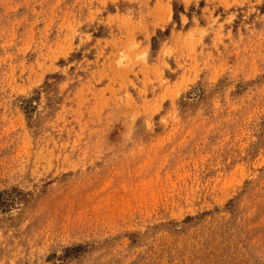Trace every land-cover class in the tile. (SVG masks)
I'll return each mask as SVG.
<instances>
[{
	"label": "rangeland",
	"instance_id": "rangeland-1",
	"mask_svg": "<svg viewBox=\"0 0 264 264\" xmlns=\"http://www.w3.org/2000/svg\"><path fill=\"white\" fill-rule=\"evenodd\" d=\"M0 264H264V0H0Z\"/></svg>",
	"mask_w": 264,
	"mask_h": 264
}]
</instances>
